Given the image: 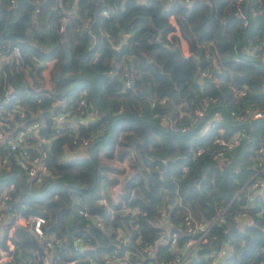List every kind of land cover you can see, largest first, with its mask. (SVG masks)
Wrapping results in <instances>:
<instances>
[{
	"label": "clouds",
	"instance_id": "obj_1",
	"mask_svg": "<svg viewBox=\"0 0 264 264\" xmlns=\"http://www.w3.org/2000/svg\"><path fill=\"white\" fill-rule=\"evenodd\" d=\"M18 2L0 264H264V0Z\"/></svg>",
	"mask_w": 264,
	"mask_h": 264
},
{
	"label": "trees",
	"instance_id": "obj_2",
	"mask_svg": "<svg viewBox=\"0 0 264 264\" xmlns=\"http://www.w3.org/2000/svg\"><path fill=\"white\" fill-rule=\"evenodd\" d=\"M200 5H194V7H193V16L195 15V9L197 8V7H199ZM27 7H30L28 4H27V2H26V0H19V2H18V4H17V8H16V11L17 12H19L21 9H23V8H27ZM184 9H183V6L181 5V6H177L176 4H174L173 6H172V9H171V11H183ZM0 15H2V13H0ZM167 15V14H166ZM22 19H27V17H22ZM260 21H261V23H264V17H262V18H260ZM233 23V21H229V25H231ZM19 26V24H17V25H10L9 27L10 28H13V27H18ZM139 36V33H135L134 35H133V37H132V39L133 40H135L137 37ZM11 38V35L9 34V33H5V34H0V41H2V40H4V39H10ZM152 47H159V45H153ZM122 51H123V49H122ZM161 52H162V54L165 52V50H161ZM169 55H175V53H169ZM44 59H48V57H44ZM149 68H151L152 66L151 65H149L148 66ZM205 89H207V85L205 86ZM55 191V189L53 190V192ZM53 193L52 192H50L49 193V196H51ZM47 197H45V198H43V199H46ZM43 199H41V200H37V201H33L34 203H36V204H42L43 203ZM124 199H126V197L124 198ZM257 201H259V197H257ZM134 203H138V201H134ZM254 231H258V230H254ZM256 244H257V242L256 241H253V248L256 246ZM251 255V253L250 252H246L245 254H244V256L245 257H247V256H250ZM231 264H235V261L233 260L232 262H231Z\"/></svg>",
	"mask_w": 264,
	"mask_h": 264
},
{
	"label": "water",
	"instance_id": "obj_3",
	"mask_svg": "<svg viewBox=\"0 0 264 264\" xmlns=\"http://www.w3.org/2000/svg\"><path fill=\"white\" fill-rule=\"evenodd\" d=\"M134 34H135V33H134ZM134 34H133V35H134Z\"/></svg>",
	"mask_w": 264,
	"mask_h": 264
}]
</instances>
